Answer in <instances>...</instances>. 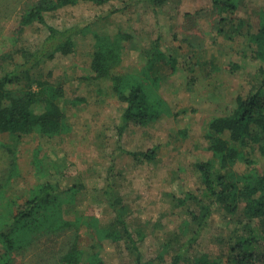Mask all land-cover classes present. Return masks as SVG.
<instances>
[{"label":"trees","instance_id":"trees-1","mask_svg":"<svg viewBox=\"0 0 264 264\" xmlns=\"http://www.w3.org/2000/svg\"><path fill=\"white\" fill-rule=\"evenodd\" d=\"M116 1L38 0L23 15L21 24L22 28L47 27V38L37 50L23 51V62L16 60L17 52L0 56V133L19 142L26 136L38 137L33 154V173L38 183L23 193L24 204H19L20 199L9 200L5 193V182L13 178L17 163L11 161L12 170L0 185V264H15L17 256H25L43 236L70 230L73 235L69 234L52 264H107L102 245L108 243L123 244L134 256L135 264H264V169L257 166L264 163V8L258 12V30L248 33L253 46L251 58L259 63L258 83L247 97L238 96L229 105L227 115L214 118L200 144L191 149L202 150L192 164L200 177L202 191L178 184L170 203L159 208V212L158 208L155 213L148 211L145 220L135 224L130 219L133 209L111 184L107 190L97 191L98 197H105L110 207L111 218L107 223L102 224L98 215L78 210L83 202L79 194L85 185L83 181L67 183L75 165L62 148L61 136L71 130L73 115L67 111L68 106L76 107L85 100L70 98L62 84L37 75L42 65L58 56L74 54L80 36L93 43L89 67L93 75L83 78L103 82L107 90L102 85L98 93L105 89L125 105L119 144L126 128L155 124L171 115L169 104L160 93V84L162 77L175 74L179 65L175 57L160 50L159 39L141 53L148 59L140 69L126 70L127 51L136 47L133 34L118 30L116 25L101 23L107 16L64 28L48 24L46 18L47 13L81 3L104 6ZM146 1L153 8L165 3V0ZM240 2L213 0L217 9L215 30L229 40L249 25L243 19L232 18ZM116 12L115 9L108 14ZM15 85L20 89L14 88ZM1 146L15 160L18 149L4 143ZM157 149L133 153L121 147L117 152L150 162L156 159ZM241 163L244 169H238ZM239 212L243 220L234 224L233 218ZM216 217L225 231L232 225L225 260L192 251ZM175 219L183 220L177 232L163 222L172 223ZM83 226L92 233L89 246L80 243ZM149 238L160 241V249L145 259L140 243Z\"/></svg>","mask_w":264,"mask_h":264},{"label":"rangeland","instance_id":"rangeland-1","mask_svg":"<svg viewBox=\"0 0 264 264\" xmlns=\"http://www.w3.org/2000/svg\"><path fill=\"white\" fill-rule=\"evenodd\" d=\"M37 1L0 0V56L17 52L16 60L23 62V51L37 50L47 38V27L22 28L23 15ZM261 8H264V0H241L232 18L243 19L249 25L233 40L215 30L217 9L213 0H165L160 8H153L146 0H118L104 6L81 3L46 14L48 24L57 28L91 23L107 16L101 23L130 31L138 47L127 51L126 70L140 69L148 59L141 53L158 39L160 50L175 57L179 65V70L173 75H164L160 84V93L168 102L171 115L155 124L126 128L120 144L117 141L125 105L107 94V85L103 82L83 78L93 75L89 68L93 43L80 36L74 54L58 56L42 65L37 75L62 84L70 98L85 100L76 107L68 106L67 111L73 115L71 130L61 136L62 148L75 165V172L67 183L83 181L85 185L79 194L83 200L78 206L81 213L98 215L102 224L107 223L111 218L110 207L105 197H98L97 191L107 190L110 184L133 209L130 219L134 224L144 221L148 211L155 213L158 208L159 212V208L170 203L178 184L202 191L200 177L192 166L202 150L191 149L200 144L214 118L227 115L229 105H233L238 96L247 97L258 83L259 63L251 58L253 46L248 33L258 30ZM115 9L118 12L108 14ZM102 85L105 89L99 94L98 88ZM15 87L20 89L19 85ZM1 143L18 149L15 160ZM37 144L36 135L26 136L19 142L0 133V185L12 170V162L17 163L13 178L5 182V193L11 201L20 199V205L25 201L23 193L38 183L33 173ZM121 147L133 153L158 148L157 157L149 162L142 157L118 153ZM257 166L264 169L263 162ZM237 167L244 169L242 163ZM242 218L239 212L233 223L239 224ZM219 221V217L211 220V226L192 249L194 253L227 259L232 225L225 231ZM163 222L177 232L183 220ZM73 233L70 230L43 236L25 256L18 255L15 264L54 263V258L62 252L63 243ZM91 234L90 229L83 226L80 243L89 246ZM159 242L149 238L140 243L145 259L156 255ZM102 246L107 264H135L134 256L123 244Z\"/></svg>","mask_w":264,"mask_h":264},{"label":"crops","instance_id":"crops-1","mask_svg":"<svg viewBox=\"0 0 264 264\" xmlns=\"http://www.w3.org/2000/svg\"><path fill=\"white\" fill-rule=\"evenodd\" d=\"M189 14V13H188Z\"/></svg>","mask_w":264,"mask_h":264}]
</instances>
